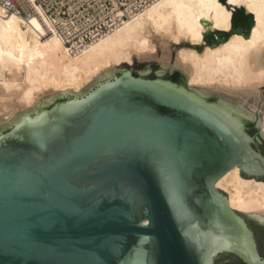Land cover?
I'll return each mask as SVG.
<instances>
[{"label": "water", "instance_id": "1", "mask_svg": "<svg viewBox=\"0 0 264 264\" xmlns=\"http://www.w3.org/2000/svg\"><path fill=\"white\" fill-rule=\"evenodd\" d=\"M250 25L237 8L205 38ZM175 73L121 68L0 132V264H264V221L214 187L233 167L264 182L263 91L235 104Z\"/></svg>", "mask_w": 264, "mask_h": 264}, {"label": "bare ground", "instance_id": "2", "mask_svg": "<svg viewBox=\"0 0 264 264\" xmlns=\"http://www.w3.org/2000/svg\"><path fill=\"white\" fill-rule=\"evenodd\" d=\"M237 8L251 16L248 35L235 31L209 44L205 38L209 33L230 31ZM224 13L231 14L227 26ZM171 41L181 46L178 57L163 62L181 68L190 88L199 86L238 98L259 94L264 85L261 0H153L77 53H70L35 16L4 15L0 9V123L12 128L57 95H82L92 83L113 76L115 68L132 64L134 58L153 57L158 48L166 55ZM214 187L226 193L230 210L264 221V182L241 177L239 168L233 167Z\"/></svg>", "mask_w": 264, "mask_h": 264}, {"label": "built area", "instance_id": "3", "mask_svg": "<svg viewBox=\"0 0 264 264\" xmlns=\"http://www.w3.org/2000/svg\"><path fill=\"white\" fill-rule=\"evenodd\" d=\"M152 1L0 0V9L4 15L35 16L60 38L70 53H77L118 28Z\"/></svg>", "mask_w": 264, "mask_h": 264}, {"label": "rangeland", "instance_id": "4", "mask_svg": "<svg viewBox=\"0 0 264 264\" xmlns=\"http://www.w3.org/2000/svg\"><path fill=\"white\" fill-rule=\"evenodd\" d=\"M221 1H224V0H221ZM233 14H236V9L233 10ZM167 47H168V51L166 52V55L162 54V52L158 48L156 50V52H155L153 57H149V58H134L132 64L124 63L120 67L115 68L114 71H113V75H115L121 68H127L129 71H134V70H136V69H138V68H140V67H142L144 65H150L152 68H163V69H166V70H170V71L178 72V73H181V74H185L186 75V87L189 86V84H188V76L181 68H178L176 66H173L171 64H166V63L163 62V60L166 59V58H169L170 61L174 62L176 60V58L178 57V52H179L181 46L179 44H176L173 41H171V42H168ZM111 77H109V78H111ZM105 78H103V79H105ZM103 79H99V81H101ZM96 84H97V82L92 83L89 87H87L85 90H83V92L81 94L87 92L92 87H94ZM189 90L191 92L199 90V91L203 92L206 95H210V96H213V97H216V98H219V99H222V100H225V101L232 102V103L236 104V98L237 97H235L233 95H228V94H225V93H222V92H218V91H214V90H211V89H204V88H201L199 86H194L193 88L189 87ZM261 91H263V98H264V85H262L260 87L259 93ZM69 95H71V94H67L65 96L57 95V96H55L53 98L52 101H50L49 103H47L45 105H40V107L49 106V104L53 103L54 100H56L58 98H64V97L69 96ZM40 107H38V108H40ZM7 128H9V126H7L5 123H0V132H3L5 130H7ZM260 138H264V134L262 133V125H260ZM222 192H224V191H222ZM225 195H226V193H225ZM240 213L242 214V216H247L249 219L261 220V219L257 218V216L255 217L254 215H251V214H246V213H242V212H240Z\"/></svg>", "mask_w": 264, "mask_h": 264}, {"label": "trees", "instance_id": "5", "mask_svg": "<svg viewBox=\"0 0 264 264\" xmlns=\"http://www.w3.org/2000/svg\"><path fill=\"white\" fill-rule=\"evenodd\" d=\"M178 76V72H176L174 74V81L175 80V77ZM262 154L264 155V150H262ZM264 180V178H263ZM261 230L259 228H254V232H255V236L257 237L256 241H257V246H258V249L259 251L261 252V254L264 255V246H262V243L259 241V237H258V233H260L262 235L263 232H260ZM224 264H243L240 260H238L237 258L233 257V256H230L228 255V258H227V261L224 263Z\"/></svg>", "mask_w": 264, "mask_h": 264}, {"label": "flooded vegetation", "instance_id": "6", "mask_svg": "<svg viewBox=\"0 0 264 264\" xmlns=\"http://www.w3.org/2000/svg\"><path fill=\"white\" fill-rule=\"evenodd\" d=\"M262 181H264L263 179H261ZM249 226L251 227L254 235H255V232H254V228H259L261 231L260 232H263L262 235L260 233H258V237H259V241L262 243V246H264V225H254L252 223H249ZM255 238L257 239V237L255 236ZM259 250V249H258ZM260 255L264 258V255L261 254V252L259 251Z\"/></svg>", "mask_w": 264, "mask_h": 264}, {"label": "snow or ice", "instance_id": "7", "mask_svg": "<svg viewBox=\"0 0 264 264\" xmlns=\"http://www.w3.org/2000/svg\"><path fill=\"white\" fill-rule=\"evenodd\" d=\"M229 3H236L237 0H228ZM261 2H264V0H261ZM230 20H231V14L230 13H224V16H223V24L225 26H227L229 23H230ZM220 24L218 23L217 24V27H219Z\"/></svg>", "mask_w": 264, "mask_h": 264}]
</instances>
